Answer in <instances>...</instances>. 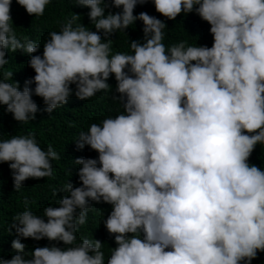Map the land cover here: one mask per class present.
Returning <instances> with one entry per match:
<instances>
[{"label": "clouds", "instance_id": "1", "mask_svg": "<svg viewBox=\"0 0 264 264\" xmlns=\"http://www.w3.org/2000/svg\"><path fill=\"white\" fill-rule=\"evenodd\" d=\"M51 2L16 0L37 17ZM146 2L111 0L122 11L105 14L106 0H74L90 9L96 31L73 14L48 34L42 55H33L41 45L17 37L12 0H0V69L9 51L20 50L35 72L22 91L12 71L0 80V105L15 121L36 119L33 95L50 114L72 95L109 93L110 75L123 109L79 134L77 149L87 145L98 157L74 161L80 186L53 190L68 195L44 208L47 222L28 210L13 217L16 254L0 264H251L264 252V169L249 163L264 145V0H152L168 20L195 12L210 25L211 47L184 40L166 47V24L133 14ZM136 20L143 22V42L131 40V54H113L111 35ZM59 159L32 132L0 140V163H8L16 191L30 178L51 177V162ZM92 202L111 205L103 224L116 247L107 259L100 240L76 243ZM19 238L65 247L29 252Z\"/></svg>", "mask_w": 264, "mask_h": 264}, {"label": "trees", "instance_id": "2", "mask_svg": "<svg viewBox=\"0 0 264 264\" xmlns=\"http://www.w3.org/2000/svg\"><path fill=\"white\" fill-rule=\"evenodd\" d=\"M108 7L105 8V14H113L122 11L120 8L112 7L111 0H106ZM88 7L75 5L74 0H52L46 6L42 16H30L25 9L12 0L11 15L13 27L19 39H31L41 45L37 53L33 55H42L43 44L49 38L48 34L52 31H60L62 24L73 14L80 16L81 23L91 31H96L94 24L91 23L87 13ZM140 12H146L162 20L166 24L165 37L163 43L170 46L181 40L187 42L186 46L206 45L211 47L213 43L212 36L209 32L210 25L201 20L195 13L187 15L181 14L175 20H168L155 10L152 0L143 5L138 4L134 8V15ZM75 26V25H74ZM143 22L136 20L133 25L123 31H116L111 35L113 43L111 45L112 53L117 52L131 54L130 41L138 40L143 42ZM102 35V32L100 33ZM9 63L0 69V80L4 79L7 71H12V81L19 83V90H23L24 82L34 77V70L29 67L28 54L20 50L11 52L6 55ZM11 80L6 81L11 83ZM112 90L109 93L103 91L97 92L93 97L87 100H80L75 95L69 97L68 103L59 106L52 113L44 112L46 107L43 98L33 95L32 99L36 102L40 111L36 113V119L28 123H19L13 119L11 113L6 112V106L0 105V140L10 139L12 135H26L28 132L35 134L38 145L42 150H47L48 146L60 154L59 160H53V175L40 179H28L23 182L19 191L14 189L12 173L8 163H0V259H10L15 255V250L11 248L13 239H17L14 228H10L14 222L13 217L23 213L25 210L33 212L34 215L44 217V208L48 205L58 207L59 199L68 195L67 192H58L53 196L54 189H61L70 182L74 187H79L78 169L80 165L75 164L77 158H97L98 153L91 150L87 145L83 149H77L76 140L79 134L86 132L92 123L100 124L106 117H114L118 112L123 111L118 100L113 96H119L115 91L116 81L114 75H110L107 81ZM34 88L35 85H29ZM75 92L76 86L70 85ZM250 164L260 166L264 169V145H257L250 159ZM27 201V204L25 203ZM93 209L88 212L87 222L78 226L76 233V243L79 244L83 238L98 239L104 243L102 251L105 258L110 255L109 248H115L114 236L109 235L104 227L103 221L111 211V205L106 203L92 202ZM45 222L47 218L44 217ZM21 243L27 245L26 251L31 252L35 247L51 246L64 248L63 242L49 241L47 238L35 241L31 238H19ZM67 247V246H66ZM251 264H264V252H258L257 257L251 261Z\"/></svg>", "mask_w": 264, "mask_h": 264}]
</instances>
